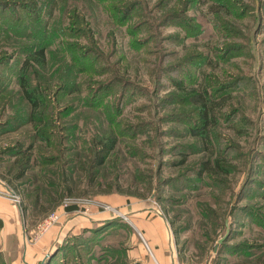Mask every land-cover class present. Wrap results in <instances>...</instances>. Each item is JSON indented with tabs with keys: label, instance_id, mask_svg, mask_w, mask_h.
Returning a JSON list of instances; mask_svg holds the SVG:
<instances>
[{
	"label": "rangeland",
	"instance_id": "374dc122",
	"mask_svg": "<svg viewBox=\"0 0 264 264\" xmlns=\"http://www.w3.org/2000/svg\"><path fill=\"white\" fill-rule=\"evenodd\" d=\"M77 7L86 15V22H77L73 12ZM89 7L80 0H0V127L9 116H26L29 105L20 87L21 71L32 87L38 78L34 68L26 72L22 67L27 55L44 45L48 61L40 73L47 79L55 78V83L59 75L68 77L69 85L77 82L81 89L60 97L56 87L49 91L57 106L55 114L68 103L74 102L71 106L75 107L62 119L52 116L51 129L58 133L54 139L65 135L64 145H76L79 152L93 135L113 129L120 135V146L104 167L102 178L117 180L123 190L143 196L127 192L93 194L98 187L92 188L79 174L75 178L80 180L79 189H87L90 194L67 200L45 214L34 201V189L40 185L35 183L41 174L39 167L16 182L17 188H11L3 178L16 164L17 153L15 147L4 149L19 140L31 144L33 124L0 135V188L18 196L25 224L22 250L50 230H44L45 222L54 212L62 215L61 224L51 229H59L72 215L100 212L130 224L119 215L125 213L105 198L120 194L152 203L161 211L169 220L179 253L184 248L180 261L256 264L264 256V0H91ZM71 44L78 45L80 54L88 55L86 62L80 54H74ZM204 89L218 99L231 95L221 102L223 107L218 108L216 126L208 140L215 152L229 154L231 173L219 179L197 175L198 163L210 154L204 151L201 136L192 135L201 122L199 107L191 101V95ZM91 94L97 95L94 100L98 101L95 107H86L85 100ZM112 118L115 122H110ZM40 144L36 142V152L45 150ZM180 152L190 154L188 162L173 165L182 160ZM153 186L158 191L153 193ZM217 199L226 204H215ZM66 204H75L76 208L67 210ZM210 205L214 209H230L232 205L236 210L226 218L230 242L237 244V252L218 254L214 249L227 232L224 223L216 226L221 236L208 242L206 234L212 224L204 210ZM111 206L118 212L109 210ZM84 228L83 222L69 227L65 237L61 241L56 238L46 251L55 244L76 242L78 248L64 256L68 264H106L116 257L124 261V246L130 245L126 243L129 229L90 241ZM132 229L131 245L136 233ZM206 242L205 253L201 247ZM108 247L116 253L102 259ZM7 261L12 262L9 254L0 259V264Z\"/></svg>",
	"mask_w": 264,
	"mask_h": 264
},
{
	"label": "trees",
	"instance_id": "16d2710c",
	"mask_svg": "<svg viewBox=\"0 0 264 264\" xmlns=\"http://www.w3.org/2000/svg\"><path fill=\"white\" fill-rule=\"evenodd\" d=\"M80 4H85L90 10L89 5H91V0H80ZM83 7L86 8L85 6ZM73 12L75 14L77 22H86V15L80 13L78 7L75 8ZM71 48L72 50H74V54H80V48L77 44H71ZM47 54V47L44 45H38L37 48L34 51H31L24 60L22 69H25V71L28 72L30 68H34L38 78V82L34 87H32L29 83L26 73L21 71L20 87L22 95L29 105L26 116L18 118L9 116L7 117V120L5 122L1 123L0 129L3 130L0 133L1 136L18 132L28 124H33L34 126L32 135L34 141L31 144H27L25 143V141L19 140L16 142V144H12L11 147H7L6 149H4L10 150L11 148L15 147L17 153L16 164L14 165V167L6 171V174H3V178L8 181L11 188H17L16 182L24 179L30 170H34L35 168L39 167V172L41 174L36 178L35 183L40 185L35 187L34 189L36 192L34 201L36 205H38L44 211L45 214L57 209L67 200L76 199L77 197H80V195L90 194L87 189H79L80 180L75 179L79 174L87 178L86 182L87 184H90L92 188L98 187V190L93 194H125V192L127 191L122 189L117 180L111 182L110 180H103L102 178L104 167L107 165L112 155L116 153L120 146V135L118 136L113 131V129H105L93 135L88 141V146L84 147L79 152H77L74 148L76 147V145H64L63 141L67 139L65 135H61L60 139L59 137L54 139L53 136L57 135L58 133L54 131L55 129H51V126L54 124L52 116L56 115V118L62 119V115H67V112L72 111L73 109H75V107L71 106L74 102L68 103L67 105H65L66 107H63L62 111H58V114H55L54 111L57 106L54 105L55 99L54 97H52L53 95L49 91L56 87L58 89L56 90V93L60 97L64 94L67 96L74 95L78 90L81 89L77 82L69 85L70 80L68 79V77L59 75V80L55 83V78L47 79V75L40 73V69H44L45 65L47 64ZM80 57L83 62H86V60L88 59V55L86 53L80 54ZM83 69H86V67L83 66ZM96 97L97 95L91 94L85 100V106L95 107L98 101V99L94 100ZM230 97L231 95H228L222 96V98L218 99L216 97L210 96L206 89L200 91L195 90V93H192L191 95V101L199 107L201 122V126L199 127V129H192V135L201 136L204 144V151L210 154L209 157H204V159H202L198 163L200 169H198L197 175L200 178L205 176L218 178L223 177L224 175H229V173H231L230 168L227 165L229 154L223 150H218V152H215V150L211 149L208 145V140L211 139L210 135L212 133V130L216 126L218 114L220 113L218 108L220 107L221 109L223 107V105L221 107V102L228 101L226 99ZM101 104H103V101L100 103V105ZM106 114H108V112H106ZM110 122H115V118H112ZM37 141L41 144H44L45 150L39 149L38 152L35 151ZM129 149L131 148L129 147ZM2 153H5V151H2ZM68 153L72 154L69 157H66V154ZM178 154L182 156V160L174 162L173 165L186 164L188 162V157L190 154L183 152H180ZM1 160L2 156L0 157V161ZM47 166L50 167L46 168ZM149 178H151L150 175ZM148 183L150 186L152 184V180L148 181ZM145 188L147 191L149 190L147 184ZM155 190L158 191L157 186H153V193ZM228 190L231 193L233 192V189L230 187H228ZM127 193L128 194L126 195H133L136 197L143 196L138 192ZM240 199L241 197L239 198V201ZM237 202L238 201L235 199V209L237 208V206H235V203ZM214 203L226 204L225 201L218 199ZM27 208L28 206L23 208L25 217L27 214ZM75 208V204L67 206V210H72ZM204 211L208 213V221L212 224V230L208 234H206V238L209 243H213L221 236V233L217 231L219 227L216 226H221V223L222 225L224 223L226 226V220H229L228 218H226L227 215H232L236 210L233 211L232 205L230 206V209L224 207L214 209L210 205ZM2 227L3 221L0 219V230ZM120 229L130 230V233L128 235L129 237L127 238L128 240L126 242L127 244L130 243V245L125 244L124 246L125 259L123 261L121 257L119 262V257H116L108 261L106 264H141L139 261L132 260L129 255V251L132 247L131 235L133 234V229L132 226L128 222H126V220L119 217L106 219L94 223V226L84 228L83 232L88 233L85 235L86 237L90 238V241H92L94 238L99 239L109 232L117 231ZM94 235L96 237H93ZM224 235H222L221 237H223ZM231 238L232 235L230 232L227 240L220 244L217 251L218 254H222V251L227 250L232 252H237L239 250L236 249L238 247L237 244L230 242ZM96 239L95 241H97ZM207 246L208 243L206 242L205 245L201 247V251H204L206 253ZM77 248L78 246L76 242L71 244L70 242L58 244L56 245V250L52 253L51 257L46 260L45 264H59V262L63 263L64 261H67V259H64V256H66L67 253L71 250L75 251ZM183 249L180 250V253H183ZM103 251L104 254L102 256V259L106 260H108L109 257H113V254L116 253V250L112 249L111 247L104 248ZM5 257L6 255L0 248V259H5ZM6 264L10 263L7 261ZM63 264L68 263L64 262ZM239 264L247 263L245 261H242ZM256 264H264V256L259 258Z\"/></svg>",
	"mask_w": 264,
	"mask_h": 264
},
{
	"label": "crops",
	"instance_id": "0c3cea01",
	"mask_svg": "<svg viewBox=\"0 0 264 264\" xmlns=\"http://www.w3.org/2000/svg\"><path fill=\"white\" fill-rule=\"evenodd\" d=\"M105 198L110 204L119 207L128 215L127 220L136 231L129 251L131 258L141 264H173L174 258H179L180 253L169 220L155 205L120 194L107 195ZM0 219L3 221V227L0 230L1 250L7 257L8 254L12 256L11 264H40L45 259L48 245L55 243L56 238L57 241H61L69 227L82 222L83 226L91 227L88 224H94L109 219V217L104 212L92 216L72 215L59 229H50L35 244L25 245L24 251L22 244L25 240V224L20 205L13 198L1 193ZM145 241L154 256L149 253Z\"/></svg>",
	"mask_w": 264,
	"mask_h": 264
},
{
	"label": "built area",
	"instance_id": "2783aa9c",
	"mask_svg": "<svg viewBox=\"0 0 264 264\" xmlns=\"http://www.w3.org/2000/svg\"><path fill=\"white\" fill-rule=\"evenodd\" d=\"M1 182V181H0ZM2 183V182H1ZM10 192H12V191H6V190H3V188H0V193L1 194H3V195H6V196H9V197H11V198H13L14 200H16V201H19V199H18V196L16 195V194H14L13 192V194L12 195H10ZM66 203V202H65ZM64 203V204H65ZM67 204L66 205H64V207H65V209H67ZM111 209V211H115V212H118V210L114 207V206H111V207H109V210ZM120 216H123L124 218H126L127 219V216L125 215V214H119ZM87 216H90V215H87ZM61 217H62V215H60L58 212H54L52 215H50L48 218H47V220H46V222H45V228H44V230L45 231H48L49 229H51L52 227H54L55 225H58V224H61ZM145 245H146V247H147V249H148V251H149V253L152 255V256H154L153 255V252H152V250H151V248H150V246L146 243V241H145ZM173 264H186V263H184V262H182V261H180L179 260V258L178 257H175L174 258V263Z\"/></svg>",
	"mask_w": 264,
	"mask_h": 264
},
{
	"label": "water",
	"instance_id": "95a60500",
	"mask_svg": "<svg viewBox=\"0 0 264 264\" xmlns=\"http://www.w3.org/2000/svg\"><path fill=\"white\" fill-rule=\"evenodd\" d=\"M12 194H13V193L10 192V195H12ZM109 219H110V218H109ZM226 226H227V228H228V229H227V232L225 233V235H224L223 237H221V238L218 240V243H217L216 246H215V251H218V248H219L220 244H222V243H223L225 240H227V238L229 237V234H230L229 220H226ZM55 250H56V246H53V247H52V250L49 251V252L46 254L45 259H44V261H43L42 264H45L46 260H47L48 258L51 257L52 253H53Z\"/></svg>",
	"mask_w": 264,
	"mask_h": 264
}]
</instances>
